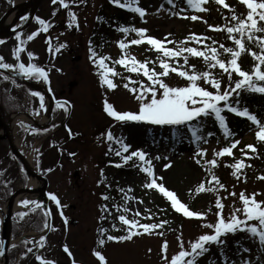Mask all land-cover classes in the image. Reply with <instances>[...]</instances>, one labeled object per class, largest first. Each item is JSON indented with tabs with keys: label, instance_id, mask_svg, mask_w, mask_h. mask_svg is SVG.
<instances>
[{
	"label": "rangeland",
	"instance_id": "obj_1",
	"mask_svg": "<svg viewBox=\"0 0 264 264\" xmlns=\"http://www.w3.org/2000/svg\"><path fill=\"white\" fill-rule=\"evenodd\" d=\"M109 1L64 0L62 5L60 0H56V3H53V0H43L37 17L29 29L19 36L0 43V57H4L3 62L14 65L34 63L38 67L45 68L48 78L36 79L33 82L47 84L57 97V104L67 102L65 107L60 108L56 104L54 121L50 127L33 131V129H25L24 122L20 120L14 131V137L21 144L24 153L35 152L36 165L48 175V191L58 197L62 207L52 203V215L48 217L43 214L44 211L39 210L44 200H28L36 201L40 207L35 208V215L28 216L26 220L28 228L25 233L40 234L37 230L50 220L54 227L45 236L43 247L36 243L40 239L36 235L28 237L32 252L28 253L26 250V259L19 263L11 261V264H42V261L36 259L37 255L54 264H73V260L75 264H100L98 258L93 255L95 250L101 251L106 257V264H165L163 256L166 255L170 261L171 256L179 251L177 238L183 241L185 249L190 250L191 243L201 234L214 232V229L206 226L209 223L214 224L217 220L218 210L212 207L210 200L213 194L220 196L223 205L220 211L225 218L230 217L235 209L243 207L239 199L241 193L247 196L255 193L258 201H264V179L260 178L264 177L261 175L264 171L256 173L253 171L251 175H246L241 170L233 169L231 164L226 165L230 155H215L223 147L230 145L225 143L224 138L219 139L217 135H210L207 140L187 139L171 145L167 138L173 125H157L144 121H116L104 112L105 101L112 104L117 111L138 112L140 104V100L137 99L138 93L130 89L136 87L139 90L141 84L147 86L150 83L141 71L134 73L126 66L116 63L122 55H130L141 62L145 59V62L150 63V69L157 72L162 70L159 58H165L170 66L172 63L174 66L178 64L184 66L190 74L210 72L209 80L216 79L220 82V92L231 85L227 83L226 78L220 77L219 71L208 67L203 57L183 53L179 57L167 58L154 46L148 45L146 40L139 45L128 43L138 38L137 34L131 31L130 35H127L118 26L116 27L114 14L120 11L111 6ZM14 2L16 0H0V16ZM121 3H131V0H121ZM136 6L143 8L145 15L141 17L134 11H127L126 17L137 24V28L146 29V36L150 35L162 40L164 47L175 49L182 45H193L205 51L213 45L214 35H218V39L222 38L220 30H212L208 27L211 24L207 19L212 10L213 17L217 15L216 11L220 12L217 8H223L221 4H205L203 8L207 11L202 12L191 8L186 0H173L170 5L163 0H137L133 4V7ZM177 12L179 15L175 14ZM242 12L245 14L246 11L242 10ZM69 13H72L75 19ZM192 15H197L200 19L192 20L190 18ZM27 17L28 15L23 22ZM37 18L45 21L48 25L47 31ZM109 26L112 28L107 29ZM33 32L37 35L32 40H28L27 37ZM192 34L200 39H190ZM120 41L128 45L123 52L119 48ZM60 45L64 47L61 48ZM17 48L23 49L19 53V60L13 55ZM90 48L97 53V57L93 59L99 56L107 57L105 63L119 71V74H110L109 77L116 84V88L108 89L101 83L98 67L89 58ZM215 48L218 49L216 42ZM29 52L33 53L31 58L28 56ZM163 79L171 87H185L188 84L187 78L179 76L178 72L170 71ZM71 83L74 85L72 90L69 89ZM125 84H128L127 88L124 87ZM197 84L214 93L217 91L203 78H198ZM32 92H39L43 96L44 108H40L39 97L31 95V100L27 101L28 94L21 102L22 109L35 118L48 115L47 94L40 90H32ZM235 94L231 95V100H234ZM148 99L150 94L145 96V100ZM13 100L16 106L21 97ZM223 104V101L219 102V106L223 107ZM8 109L10 110L11 107ZM151 129L157 136L155 140L149 138ZM257 130L258 128L236 138L240 143L232 149L233 158H246L241 149L250 153L251 149L244 146L258 144L260 140L255 136ZM109 131L114 137L111 141L107 139ZM48 135L51 136L47 139ZM117 140L130 145L129 153L133 150L144 151L147 154L146 159L151 162L157 183H162L168 190L173 191L190 211L203 212L205 215L202 218L187 217L180 212L182 217L177 219L169 215L165 210L167 205H162L161 200L164 195L158 189L145 187L152 178L142 171L140 167L142 162L138 158L124 162L122 156L129 153L116 155L120 150ZM201 149L204 150V155L198 156L197 153ZM1 151L3 154L6 153V149ZM197 159L201 161L199 164L196 162ZM212 159L217 161L215 165L210 166L205 163ZM250 161L253 162L254 159ZM124 163L136 166L131 171L120 170L119 164ZM6 164L9 168L12 167L11 158H7ZM14 168L20 171V175L14 178L15 187L31 180L25 178L24 172L17 165ZM241 168L244 169L243 166ZM209 170L224 188H219L215 183L214 190L197 197L196 188L207 180ZM108 193L113 195L111 198L113 204L109 202V198L104 199ZM7 198L8 195L5 194L0 196V203ZM26 206L32 207L31 209L35 207L31 204ZM125 209L128 211L125 212ZM30 211L32 210L21 212ZM137 213L139 215H136ZM121 214L129 219L135 218L140 224H156L160 219L164 221L159 223L162 225L161 229H152L150 233L138 229L140 234L131 241L117 242L105 239V244L101 246L98 240L106 238V235L126 234L119 221ZM238 215L241 219L244 218L242 214L238 213ZM101 216L104 218L101 219ZM64 218H67V224L64 223ZM170 218L176 220L168 224L167 220ZM100 228L106 230L105 236L98 231ZM164 241H167L168 245L166 253L162 252ZM65 245L71 255L64 251ZM205 247L208 251L207 264H263L257 243L250 238L242 247L240 246L241 248L239 247L238 252L225 253L220 250V245L216 242L208 243ZM198 257H195V261Z\"/></svg>",
	"mask_w": 264,
	"mask_h": 264
},
{
	"label": "snow or ice",
	"instance_id": "obj_2",
	"mask_svg": "<svg viewBox=\"0 0 264 264\" xmlns=\"http://www.w3.org/2000/svg\"><path fill=\"white\" fill-rule=\"evenodd\" d=\"M115 3L119 4L120 7L130 8L132 11L138 13L141 17L145 15V10L141 7H133V4L137 2V0H131V3L121 4L120 0H114ZM173 0H168V3H172ZM218 4L223 5L225 8H229L230 6L225 2V0H216ZM241 4L246 6V14H242L241 16H237L235 12L232 14V20L235 21L234 24H229L224 28L227 32L228 37L234 40V47H225L223 44L220 45V48L224 53L230 55V59L227 62L223 59H219V53L217 48L209 46V48L205 51H201L196 47H186L180 46L175 49L164 47V42L160 39H156L152 36H146L147 32L144 28H122L121 31L127 33L129 31H133L137 34L136 39H132L130 44L139 45L143 41L146 40L148 45L154 46L156 50L160 53H163L164 57L167 58H175L181 56L183 53H190L192 56L203 57L208 67L215 68L219 67L225 73L228 74L229 80H231L233 73H236L239 78L235 80L234 87L231 85L228 89H225L223 92H220L219 89L221 87L220 82L216 79L209 80L211 76L210 72L203 73H189L186 71H180L175 66H170L166 59H160V68L161 71L157 72L154 69H150L147 67V62H141L135 59L130 55H122L121 58L116 61V63L126 66L129 68L131 72H143V75L147 77L150 83L145 86L141 84L140 89L138 90L136 87H132L130 90L134 93H138L137 99L140 100L139 110L138 112L124 111L120 112L114 109L113 105L104 102L103 110L109 117L114 118L116 121H144L157 125H182L187 124L190 121H194L196 118L201 115H210L214 114L217 121H219L220 127L223 128L226 134L231 135L228 132L227 125L225 123V117L221 114L224 109H228L229 111L236 113L239 116L247 117L249 121L255 124L258 130L255 132V136L258 140L264 142V123H261L257 116L251 114L247 108L240 109L238 107H234L229 103V97L236 93L239 95V91L242 88H246L248 90L264 93V84L257 83L264 82V36L256 37V33H264V0H239ZM53 3H56V0H53ZM60 3L63 5L64 0H60ZM207 3V0H187V4L193 8L200 11H207L206 8H202L201 5ZM66 7V5H64ZM179 15V13H175ZM70 16L75 19L72 13H69ZM192 20L200 19L197 15H192L190 17ZM39 20V18H37ZM39 23L43 25L45 31H47L48 25L44 20H39ZM209 28H214V30H220V26L208 25ZM240 38H236V35ZM37 35L36 32L30 34L27 39L32 40ZM246 36L248 41H253L259 45L260 51H251V49L246 48L244 43V37ZM190 39L199 40L195 34H192ZM3 43V41H0ZM23 43V41H21ZM215 43V41H213ZM127 43L124 41L119 42V48L122 50H126ZM60 47H64V45H60ZM22 48H17L13 55L19 60V53L22 52ZM91 56L90 59L93 60V63L98 67L99 77L102 84L106 85L108 89L116 88V84L113 82L111 78H109V74L117 75L114 72L112 67H109L105 61L108 59L104 56L97 57V53H95L91 48L89 49ZM249 52L251 56L254 58L256 63L253 65L252 71L242 70L241 65L238 63V58L242 55V53ZM29 58L33 56V53H28ZM210 57V58H209ZM187 60V57H185ZM4 57H0V69H8V70H16L18 69L19 74L35 79H47V72L44 68L38 67L34 63H18L16 65L12 63L3 62ZM130 61V63H129ZM178 72V75L181 77H186L188 84L185 87H171L167 83H165L163 77L169 75V72ZM198 78H203L205 81L211 83L212 87L217 89L214 93L213 91H209L204 87H200L197 84ZM5 80H8L9 77L7 75L4 76ZM124 87H128V84H125ZM150 94V99L145 100V96ZM31 95L40 98V108H44L43 96L39 92H32ZM223 101V107L219 106V102ZM67 102L63 104L58 103L57 107H65ZM67 111V108H65ZM36 131V129H33ZM193 136L196 140H200L201 137L196 135L195 130H192ZM69 134L71 135V131L69 130ZM107 139L113 140V134L111 131L107 132ZM120 144V150L116 152L117 156H121V153H129L130 145L124 143L121 140L116 141ZM240 142L238 140L233 141L230 145L223 147L220 151L216 152V156H223L225 154L231 155L232 149L235 148ZM247 149H251L254 153L256 148L252 144H247L244 146ZM244 155H248L247 152H244V149H241ZM74 155V154H72ZM146 153L142 150H133L127 155L122 156V160L127 162L132 160L133 158H138L142 164L140 165L142 171L147 174L148 177H151L150 181L145 185L148 189H158L160 193L170 201L171 207L175 209L177 212H182L187 217H197L202 218L205 213L190 211L188 207L182 203L176 196L173 191L168 190L162 183H157V179L154 176L153 168L151 162L146 159ZM198 156L204 155V150L201 149L200 152L197 153ZM159 159V157H157ZM198 164L201 162L200 159L196 161ZM208 165H215L217 161L215 159L205 161ZM147 165V166H144ZM136 166V165H134ZM244 166L243 160H237L235 163L231 165L233 169L239 171L241 167ZM168 167V165H165ZM235 174V173H234ZM264 179V177H260ZM214 181L219 185V188H224V185L219 183L218 178L215 175L211 176L210 183ZM212 191L213 188H205V183L201 182L196 188V192L202 191ZM231 195H235V193H230ZM257 194H252L251 196H247L244 193L239 195V199L243 203V207L240 209H235L232 215L228 218H225L221 214V209L223 205L220 200L216 201V216L217 220L214 224H207L206 226L210 229H214L212 234H201L194 242L190 245V250L185 249L184 243L180 238H177L179 241V251L171 256L170 261L169 258L165 255L163 259L165 264H195V257L200 256L207 249L205 247L208 243H219L220 237L225 233L236 232L237 230L246 231L247 233L252 234L253 237H258L261 245H264V201H258L255 197ZM49 197L52 201H54L58 206L60 205V201L55 194H49ZM104 199H108L107 196ZM22 204L34 205L32 211L35 208H39L40 205L36 201H21ZM128 210L125 209V212ZM242 214L243 219L238 215ZM26 214L21 212L18 213V216L23 217ZM47 215V213H45ZM61 215H63L61 213ZM136 215H139L137 213ZM104 217L101 216V219ZM119 221L122 224L123 230L126 234L124 235H106V230L104 228L98 229L102 236L106 235V239L108 241H131L135 236L139 235L140 232L138 229L142 230L144 233H150L152 229L160 228L162 225L159 223L151 224V223H143L140 224L135 218L129 219L126 218L125 215L121 214L119 216ZM249 221H257L258 223H249ZM64 223L67 224V218H64ZM45 228L49 227V224L45 222ZM115 227V225H113ZM45 241V237L43 235L40 236L38 243L41 247H43ZM98 243L103 246L105 244V239L101 238L98 240ZM167 241H164L162 244V252L166 253L167 251ZM64 251L71 255L69 248L65 245ZM150 251V250H149ZM245 251H248L245 249ZM28 253L32 252V248L27 249ZM93 255L98 258L100 264H106V257L99 250H95ZM36 259L38 261H42V264H54L52 261H48L43 259L41 256L37 255ZM73 264L75 261L73 260Z\"/></svg>",
	"mask_w": 264,
	"mask_h": 264
},
{
	"label": "trees",
	"instance_id": "obj_3",
	"mask_svg": "<svg viewBox=\"0 0 264 264\" xmlns=\"http://www.w3.org/2000/svg\"><path fill=\"white\" fill-rule=\"evenodd\" d=\"M225 2L230 6L229 8H225L223 5H222L223 8H220V7L217 8L220 12L218 13L216 11L217 15H215V17H213L211 15V14H213L214 11L212 10L211 12H209V10H208L210 15L207 17V19L211 25L220 26V32L222 33V38L218 39V37H217L218 35H214L213 41H215L218 44V49H217V51L219 53L218 58L223 59L227 62V60L230 59V55L227 53H224L223 50L220 48V45L223 44L225 47H234V40L230 39L228 37V34L224 30V28H226V26H228L229 24L235 23V21H233L231 18L233 12H235V14L237 16H241L243 14L242 10L246 11V6H244L243 4H241L237 0H227ZM165 3L167 5L171 4V3H168V0H165ZM209 3H217V2H216V0H207V3L202 4L201 7L203 8V6L205 4H209ZM114 5L116 6V9L120 11V12L116 11L114 14V17H115L114 20L117 23V25H119L123 28H129V29L134 28L135 24L130 19H128L126 17L125 12L122 10V8L119 6V4H114ZM224 11H229V12L226 13ZM245 14H246V12H245ZM216 19H218V20H216ZM261 23H264V22H261ZM111 28H112V26L107 27V29H111ZM210 29L214 30V28H210ZM235 35H236V38H240L238 36V34H235ZM255 36L256 37L264 36V33H256ZM243 39H244V43L246 45V48L251 49V51H256V52L260 51L259 45L255 42V40L248 41L246 36ZM186 47H196V46L190 45V46H186ZM211 47H215V43H213V45H211ZM198 49L200 50V48H198ZM246 58H248V59H246ZM159 59H161V58H159ZM145 61L146 60L144 59L143 62H145ZM153 62L151 61V63H153ZM238 63L241 65L242 70L252 71L253 65H254V63H256V61L254 60V58L251 56V54L249 52H245V53H242V55L238 58ZM171 66H174L173 63ZM147 67H150L149 62H147ZM175 67H177L178 70H180V71L188 72V70L184 66H180V64H178V66H175ZM215 70L220 72V74H221L220 77H222V79L226 78L227 83L229 85L230 84L234 85L235 80L237 78H239L236 73H233L231 80H229L228 74L225 73L218 66L215 67ZM257 83L264 84V82H259V81ZM6 85L7 84H6V80L4 79V76L0 75V97L1 98L5 97L6 99H11V101L13 102L14 98L11 97L10 93L8 92V89H6ZM231 99H232V97L230 96L229 97V103L232 106L238 107L240 109L247 108L251 114H254L257 116L259 121H264V93L254 92V91H251L248 89H240L239 95L235 94L234 100H231ZM221 114L225 117V123L227 125L228 132L231 133V135L226 134L225 130L220 127L219 121L216 120L214 114H210L207 116L201 115L200 117L196 118L194 121H190L187 124L173 125V127L171 128L172 134H171L170 139L168 141L170 143L174 144L177 140H183V139H193L194 140L195 137L193 136V132H192V130L194 129L196 132V135L201 137L200 140H207V138L210 135L214 134V135H217V137L219 139L224 138L225 143L231 144L233 141H236V138L238 136L245 134L246 132H249L252 129H255V124H253L251 121H249L247 119V117L239 116L236 113L229 111L228 109H224ZM151 133H153V131H151ZM153 137H154V135H153ZM254 147L256 148V151L253 153L250 150V153H248V155H246V158L245 157L233 158L230 155L229 156L230 159H228V162L226 163V165H229V164L232 165L237 160H243L244 161V166H243L244 169L241 168L240 170L244 174H246V175L250 174L251 175V172H253V171L255 173L258 171H264V142L259 141L258 144L254 145ZM253 159H254L253 162L250 161ZM208 173L209 174H208L207 180L204 182L205 188L206 189L214 188L215 182L212 181L210 183L211 176L214 174L210 170ZM261 175H264V173H261ZM219 183H221V182H219ZM209 192L210 191H207V190L202 191V192H197L196 196L198 197L201 194H205V193H209ZM112 196L113 195H111V193L107 194V197L110 199V201H109L110 203H112V201H111ZM210 198H211L210 200L212 203V207H214V209H216V201L218 199L220 200V202H222L221 198L218 194H213ZM161 201H162L163 206L167 205L165 207V210L168 212L169 215L176 217V219L179 217H182V214H180V212H177L175 209H173L171 207L170 201H168L167 198L166 199L164 198ZM110 203H109V205H110ZM176 212L178 213V215H176ZM176 219L170 218L167 220V223L169 224L170 221L176 220ZM163 221H164L163 219H160L158 223H163ZM250 222L251 223H258L256 221H250ZM249 238L254 240L255 242L260 243L258 237H253L252 234L247 233L246 231L237 230L236 232L225 233L223 235V238L220 240L221 242H219L220 250H222L225 253L237 252L239 250V247L243 246V243ZM261 246H262L261 252L264 253V248H263L264 245H261ZM206 261H208V251H206L205 254L199 256L196 259L195 264H207Z\"/></svg>",
	"mask_w": 264,
	"mask_h": 264
},
{
	"label": "water",
	"instance_id": "obj_4",
	"mask_svg": "<svg viewBox=\"0 0 264 264\" xmlns=\"http://www.w3.org/2000/svg\"><path fill=\"white\" fill-rule=\"evenodd\" d=\"M43 0H34L32 3H26L23 4L24 8H28L31 7L30 10V16L27 20V22L24 24V26H22L21 28L17 29V30H11V31H4L3 27L4 24L6 22V19L8 18V16L12 13L13 10L16 9H20L21 5H14L11 6L0 18V40L1 39H8L14 35H18L24 31H26L29 26L31 25V23L33 22L35 15L41 5ZM22 13V12H21ZM21 16V14H20ZM20 16H18L17 21L20 20ZM0 72L19 79L21 81L25 82V76L19 74L18 72H15L13 70H8V69H0ZM73 84H70V90L73 89ZM46 90L48 91L49 94V98H50V103H51V109H50V121L53 120V111H52V106L54 103V96L51 93V91L46 88ZM0 126L3 129L4 135L0 136V141H7L12 152L15 154V156L24 164L27 172L29 175H33L36 174L37 176L41 177L44 180V187L40 190H36L31 188L30 186H23V188L27 191H29L30 193H37L40 196H44L45 199L47 200L48 198V194H47V188H48V178L46 177V175L42 174L38 168H36L33 165H29L26 163V161L24 160V158L22 157L20 151L18 150V147L16 146V143L14 142L10 131H9V124L4 120L3 116L0 114ZM28 127H32V126H28ZM20 189H17L13 195L11 196V198L9 199V202L7 203L5 210L1 213V242H2V249L0 250V264L4 263V264H9L10 262V258H11V229H12V219H13V215L15 213V203L18 197V193H19ZM47 202V201H46ZM5 261V262H4Z\"/></svg>",
	"mask_w": 264,
	"mask_h": 264
},
{
	"label": "bare ground",
	"instance_id": "obj_5",
	"mask_svg": "<svg viewBox=\"0 0 264 264\" xmlns=\"http://www.w3.org/2000/svg\"><path fill=\"white\" fill-rule=\"evenodd\" d=\"M34 0H16V3H27V2H33ZM18 16L15 10L12 11V13L8 16V18L6 19V22L4 24L3 30L7 31L10 28H12L15 24V22H17ZM20 119H24L27 123H31L37 126H41L47 123L48 121V116H43L41 118H32L30 115L28 114H15L12 116L11 119V123H10V130L12 132V135H14V131L16 129V126L18 125V122ZM17 144L19 146L20 149H22L21 144L17 141ZM130 151V148H129ZM24 153V152H23ZM126 154V153H125ZM24 156L26 158V160H28V163H35V152L31 151V152H25ZM31 183L35 188H40L42 186V182L40 181V179H38L36 176H33L31 178ZM29 195V194H28ZM27 196V193L25 191H22L19 195V200H21L22 198H25ZM23 206L21 204H19L18 201V205L17 208L21 209ZM29 236L34 235L33 233H29Z\"/></svg>",
	"mask_w": 264,
	"mask_h": 264
}]
</instances>
